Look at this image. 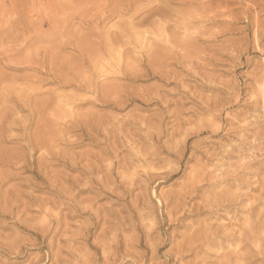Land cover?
I'll return each instance as SVG.
<instances>
[{
    "label": "rangeland",
    "instance_id": "rangeland-1",
    "mask_svg": "<svg viewBox=\"0 0 264 264\" xmlns=\"http://www.w3.org/2000/svg\"><path fill=\"white\" fill-rule=\"evenodd\" d=\"M0 99V264L264 263V0H0Z\"/></svg>",
    "mask_w": 264,
    "mask_h": 264
},
{
    "label": "bare ground",
    "instance_id": "bare-ground-1",
    "mask_svg": "<svg viewBox=\"0 0 264 264\" xmlns=\"http://www.w3.org/2000/svg\"><path fill=\"white\" fill-rule=\"evenodd\" d=\"M102 7H103V6H102ZM97 8H98V7H97ZM79 9H80V8H79ZM79 9H78V10H79ZM99 11H100V10H99ZM84 14H85V13H84ZM93 22H94V21H93ZM188 23H189V22H188ZM192 38H193V37H192ZM178 39H179V38H178ZM179 41H180V40H179ZM170 42H171V41H170ZM183 51H184V50H183ZM98 54H99V53H98ZM83 55H84V53H83ZM96 55H97V54H96ZM108 57H109V56H108ZM192 59H193V58H192ZM87 60H88V59H87ZM89 61H90V60H89ZM91 61H92V60H91ZM27 62H28V61H27ZM117 65H118V64H117ZM92 67H93V66H92ZM64 68H65V67H64ZM121 68H122V67H121ZM158 68H159V67H158ZM105 69H106V68H105ZM109 69H110V68H109ZM91 70H92V69H91ZM76 71H77V70H76ZM92 71H93V70H92ZM121 71H122V70H121ZM65 72H67V71H65ZM130 73H132V72H130ZM130 73H129V74H130ZM134 73H136V72H134ZM69 74H70V73H69ZM124 74H125V73H124ZM127 74H128V73H127ZM127 74H126V75H127ZM79 75H80V73H79ZM89 75H90V74H89ZM93 75H94V74H93ZM130 75H131V74H130ZM75 76H76V75H75ZM66 77H67V76H66ZM78 77H80V76H78ZM88 77H89V76H88ZM72 78H73V77H72ZM79 79H80V78H79ZM84 79H85V78H84ZM84 79H83V80H84ZM76 80H77V79H75V81H76ZM94 80H95V78H94ZM79 81H80V80H79ZM88 81H89V80H88ZM96 81H97V80H96ZM65 82H66V81H65ZM86 82H87V80H86ZM103 82H104V81H103ZM67 83H69V82H67ZM76 83H77V82H76ZM64 84H65V83H64ZM83 84H84V83H83ZM86 84H87V83H86ZM98 84H99V82H98ZM74 85H75V84H74ZM78 85H79V84H78ZM106 85H107V84H106ZM70 86H72V85H70ZM87 86H88V85H87ZM87 86H86V87H87ZM90 87H91V86H90ZM95 87H96V86H95ZM6 88H7V87H6ZM30 89H31V88H30ZM81 89H82V88H81ZM26 90H27V89H26ZM91 90H92V89H91ZM24 91H25V90H24ZM88 91H89V90H88ZM7 92H8V91H7ZM28 94H29V93H28ZM92 94H93V93H92ZM98 94H99V93H98ZM18 95H19V94H18ZM25 95H26V93H25ZM25 95H24V96H25ZM4 96H5V95H4ZM26 96H27V95H26ZM29 96H30V95H29ZM91 96H92V95H91ZM110 96H111V95H110ZM6 97H7V96H6ZM78 97H79V96H78ZM104 97H105V96H104ZM4 98H5V97H4ZM14 98H15V97H14ZM26 98H27V97H26ZM60 98H61V97H60ZM66 98H67V97H66ZM90 98H91V97H90ZM93 98H94V97H93ZM105 98H106V97H105ZM1 99H2V98H1ZM1 99H0V101H1ZM7 99H8V98H7ZM96 99H97V98H96ZM100 99H101V98H100ZM110 99H112V98H110ZM113 99H114V98H113ZM2 100H3V99H2ZM22 100H23V99H22ZM69 100H71L70 97H69ZM77 100H78V99H77ZM4 101H6V99H5ZM2 102H3V101H2ZM65 102H68V101H65ZM70 102H71V101H70ZM73 102H74V101H73ZM3 103H4V102H3ZM40 103H41V102H40ZM8 104H9V103H8ZM19 104H20V102H19ZM45 104H46V103H45ZM67 104H68V103H67ZM1 105H2V104H1ZM43 105H44V104H43ZM69 105H70V104H69ZM73 105H74V104H73ZM78 105H79V104H78ZM47 106H48V105H47ZM59 106H60V105H59ZM59 106H58V107H59ZM63 106H64V105H63ZM81 106H82V105H81ZM109 106H110V105H109ZM116 106H117V105H116ZM5 107H6V106H5ZM68 107H71V106H68ZM26 108H27V107H26ZM77 108H78V107H77ZM84 108H85V107H84ZM78 109H79V108H78ZM1 110H2V109H1ZM7 110H8V109H7ZM28 110H29V109H28ZM41 110H42V109H41ZM58 110H59V108H58ZM76 110H77V109H76ZM19 111H20V110H19ZM48 111H49V110H48ZM68 111H69V110H68ZM13 112H14V111H13ZM27 112H28V111H27ZM33 112H34V111H33ZM65 112L67 113V111H65ZM70 112H71V111H70ZM76 112H77V111H76ZM8 113H9V111H8ZM8 113H7V115H8ZM72 113H73V112H72ZM16 114H17V113H16ZM28 114H29V113H28ZM50 114H51V113H50ZM70 114H71V113H70ZM70 114H69V115H70ZM86 114H87V113H86ZM89 114H90V113H88V115H89ZM2 115H3V114H2ZM84 115H85V114H84ZM3 116H4V115H3ZM13 116H14V115H13ZM16 116H17V115H16ZM67 116H68V113H67ZM67 116H66V117H67ZM8 117H10V116H8ZM11 117H12V116H11ZM59 117H60V116H59ZM77 117H78V116H77ZM82 117H83V116H82ZM19 118H21V117H19ZM68 118H69V117H68ZM74 118H75V117H74ZM83 118H84V117H83ZM95 118H96V117H95ZM95 118H94V119H95ZM14 119H15V118H14ZM16 119H18V118H16ZM9 120H11V119H9ZM25 120H26V119H25ZM29 120H30V119H29ZM6 121H7V119H6ZM71 121H72V119H71ZM71 121H70V122H71ZM74 121H75V120H74ZM77 121H78V120H77ZM79 121H80V120H79ZM81 122H82V121H81ZM10 123H11V122H10ZM29 123H30V122H29ZM64 123H65V122H64ZM68 123H69V122H68ZM6 124H7V123H6ZM8 124H9V123H8ZM19 124H21V123H19ZM56 124H57V123H56ZM76 124H77V123H76ZM94 124H95V123H94ZM140 124H141V123H140ZM4 125H5V124H4ZM135 125H136V124H135ZM2 126H3V125H2ZM28 126H29V125H28ZM0 127H1V126H0ZM5 127H6V125H5ZM104 127H105V126H104ZM140 127H141V126H140ZM43 128H44V127H43ZM114 128H115V127H114ZM7 129H8V127H7ZM103 129H104V128H103ZM136 129H137V128H136ZM43 130H44V129H43ZM65 130H66V129H65ZM69 130H70V129H69ZM79 130H80V129H79ZM117 130H118V129H117ZM1 131H2V129H1ZM63 131H64V130H63ZM44 132H45V131H44ZM71 132H73V131H71ZM76 132H77V131H76ZM100 134H101V133H100ZM3 135H4V134H3ZM31 135H32V134H31ZM44 136H45V135H44ZM62 136H64V134H63ZM65 136H67V135L65 134ZM65 136H64V137H65ZM69 136H70V135L68 134V137H69ZM74 136H75V135H74ZM81 136H82V135H81ZM81 136H80V137H81ZM90 136H91V135H90ZM104 136H105V135H104ZM153 136H154V135H153ZM38 137H39V136H38ZM98 137H99V136H98ZM100 137H101V136H100ZM35 138H36V136H35ZM41 138H42V137H41ZM50 138H52V137H50ZM53 138H54V137H53ZM66 138H67V137H66ZM75 138H76V137H75ZM93 138H94V137H93ZM104 139H105V138H104ZM59 140H60V139H59ZM76 140H77V139H76ZM84 140H86V139H84ZM127 140H128V139H127ZM127 140H126V141H127ZM148 140H149V139H148ZM27 141H28V140H27ZM54 141H55V140H54ZM54 141H53V142H54ZM63 141H64V140H63ZM63 141H62V142H63ZM66 141H67V140H66ZM68 141H70V139H69ZM71 141H72V140H71ZM71 141H70V142H71ZM59 142H61V141H59ZM82 142H83V141H82ZM28 143H29V142H28ZM77 143H78V142H77ZM79 143H80V142H79ZM124 143H125V142H124ZM47 144H48V143H47ZM129 144H130V143H129ZM129 144H128V147H129ZM36 145H37V144H36ZM40 145H41V144H40ZM40 145H39V146H40ZM76 145H77V144H76ZM131 145H132V144H131ZM156 145H158V143H157ZM23 146H24V145H23ZM28 146H29V145H28ZM42 146H43V145H42ZM26 147H27V146H26ZM46 147H47V146H46ZM1 148H2V147H1ZM22 149H23V148H22ZM40 149H41V148H40ZM53 149H54V148H53ZM137 150H138V149H137ZM44 151H45V150H44ZM44 151H43V152H44ZM49 151H50V150H49ZM163 151H164V150H163ZM46 152H47V151H46ZM50 152H51V151H50ZM132 152H133V151H132ZM44 153H45V152H44ZM164 153H165V152H164ZM20 154H21V153H20ZM55 154H56V153H55ZM45 155H46V154H45ZM47 155H48V154H47ZM59 155H60V154H59ZM155 155H156V154H153L152 156H155ZM48 156H49V155H48ZM1 157H2V156H1ZM50 157H51V156H50ZM53 158H54V156H53ZM22 159H23V158H22ZM48 161H49V160H48ZM60 161H61V160H60ZM60 161H59V163H60ZM1 163H2V162H1ZM43 163H44V162H43ZM144 167H145V166H144ZM1 168H2V167H1ZM151 169H152V168H151ZM197 169H198V168H197ZM78 170H79V169H78ZM156 170H157V169H156ZM202 171H203V170H202ZM161 174H162V173H161ZM166 175H169V174H166ZM173 175H174V174H173ZM176 175H177V174H176ZM176 175H175V176H176ZM154 176H157V173H153V171H152V172H148V173H146V177H147V178H150V179H151V178L154 177ZM165 177H166V176H165ZM6 178H7V177H6ZM54 178H55V176H54ZM142 178H143V177H142ZM48 180H49V179H48ZM104 180H105V179H104ZM156 180H157V179H156ZM46 181H47V180H46ZM83 181H84V180H83ZM192 183H194V181H193ZM188 184H189V183H188ZM188 184H187V185H188ZM195 184H196V183H195ZM5 185H6V184H5ZM150 185H151V184H150ZM3 186H4V185H3ZM11 187H12V186H11ZM147 187H148V186H147ZM185 187L187 188V186H185ZM138 188H139V187H138ZM0 189H2V188H0ZM10 189H11V188H10ZM184 189H185V188H184ZM85 190H86V189H85ZM11 191H12V190H11ZM185 191H186V190H185ZM193 191H195V190H193ZM196 191H197V190H196ZM133 192H134V191H133ZM188 192H189V191H188ZM188 192H187V193H188ZM4 193H5V192H4ZM191 193H192V192H191ZM80 194H81V193H80ZM185 194H186V193H185ZM95 195H96V194H95ZM139 197H140V196H139ZM93 198H94V197H93ZM181 198H182V197H181ZM181 198H180V199H181ZM127 199H128V197H127ZM183 199H185V198H183ZM189 199H190V198H189ZM225 199H226V198H225ZM168 200H169V199H168ZM185 200H186V199H185ZM13 201H14V200H13ZM80 201H81V200H80ZM116 201H117V200H116ZM136 201H137V200H136ZM158 201H159V200H158ZM161 201H162V200H161ZM161 201H159V203H160L161 206H162V205H164L165 203H164V202L162 203ZM84 202H85V201H84ZM97 202H99V201H97ZM139 202H140V201H139ZM132 203H133V202H132ZM82 204H83V203H82ZM160 204H159V205H160ZM127 205H128V204H127ZM157 205H158V204H157ZM183 205H184V204H183ZM58 206H59V205H58ZM94 206H95V204H94ZM136 206H137V205H136ZM10 208H11V207H10ZM44 208H45V207H44ZM76 208H77V207H76ZM161 208H162V207H161ZM180 208H181V207H180ZM180 208H179V209H180ZM47 209H48V208H47ZM80 209H81V208H80ZM78 210H79V209H78ZM169 210H170V209H169ZM43 211H44V210H43ZM101 211H102V210H101ZM79 212H80V211H79ZM116 212H117V211H116ZM46 214H47V212H46ZM51 214H52V212H51ZM53 214H55V213H53ZM74 214H75V213H74ZM81 214H82V213H81ZM120 214H121V213H120ZM131 214H132V213H131ZM165 214H166V213H165ZM168 214H171V213H168ZM89 215H90V214H88V216H89ZM51 216H52V215H51ZM57 216H58V215H57ZM136 216H138V215H136ZM136 216H135V217H136ZM45 217H46V216H45ZM47 217H48V216H47ZM47 217H46V218H47ZM89 217H90V216H89ZM101 217H102V216H101ZM101 217H100V218H101ZM138 217H139V216H138ZM165 217H166V216H165ZM93 218H94V217H93ZM139 218H140V217H139ZM55 219H56V218H55ZM110 219H111V218H110ZM115 220H116V218H115ZM142 220H143V219H142ZM172 220H173V219H172ZM53 221H54V220H53ZM100 221H102V220H100ZM26 222H27V221H26ZM103 222H104V221H103ZM103 222H102V223H103ZM40 223H41V222H40ZM43 223H44V222H43ZM100 223H101V222H100ZM110 223H112V222H110ZM37 224H39V223H37ZM103 224H104V223H103ZM34 225H35V224H34ZM86 225H87V224H86ZM99 225H101V224H99ZM102 226H103V225H102ZM117 226H118V225H117ZM30 227H31V226H30ZM30 227H29V228H30ZM38 227H39V226H38ZM38 227H37V228H38ZM48 227H49V226H48ZM52 227H53V226H52ZM107 227H108V226H107ZM149 227H150V226H149ZM87 228H88V227H87ZM99 228H100V227H99ZM108 228H109V227H108ZM144 228H145V227H144ZM50 229H51V228H50ZM103 229H104V228H103ZM51 230H52V229H51ZM97 230H98V228H97ZM105 230H106V228H105ZM118 230H119V229H118ZM31 231H32V230H31ZM49 231H50V230H49ZM80 231H81V230H80ZM84 231H85V230H84ZM107 231H108V230H107ZM110 231H112V228L109 229V232H110ZM121 231H122V230H121ZM54 232H55V231H54ZM100 232L102 233V231H100ZM115 232H116V231H115ZM123 232H124V231H123ZM105 233H106V232L103 231V233H102L101 236H104ZM120 233H121V232H120ZM48 234H49V233H48ZM110 234H111V233H110ZM116 234H117V232H116ZM118 234H119V233H118ZM128 234H129V232H128ZM143 234H144V233H143ZM50 235H51V232H50ZM85 235H86V234H85ZM90 235H91V234H90ZM101 236H100V237H101ZM121 236H122V235H121ZM125 236H126V235H125ZM141 236H142V234H141ZM209 236H210V235H209ZM109 237H110V236H109ZM118 237H119V236H118ZM102 238H103V237H102ZM116 238H117V237H116ZM200 238H201V237H200ZM87 240H88V239H87ZM95 240H96V239H95ZM107 240H108V239H107ZM114 240H115V239H114ZM121 240H122V239H121ZM127 240H128V239H127ZM207 240H208V239H207ZM244 240H245V239H244ZM93 241H94V240H93ZM100 242H101V241H100ZM117 243H119V242H117ZM135 243H136V242H135ZM140 243H141V242H140ZM100 244H101V243H100ZM100 244H99V245H100ZM128 244H129V243H128ZM202 244H203V243H202ZM91 245H92V244H91ZM94 245H95V241H94ZM107 245H108V244H107ZM124 245H125V244H124ZM140 245H141V244H140ZM95 246H96V245H95ZM122 246H123V245H122ZM3 247H4V246H3ZM10 247H11V246H10ZM15 247H16V246H15ZM109 247H111V246H109ZM112 247H113V246H112ZM197 247H198V246H197ZM197 247H196V248H197ZM99 248H100V247H99ZM106 248H107V247H106ZM114 248H117V246H114ZM114 248H113V249H114ZM136 248H137V247H136ZM259 248H260V247H259ZM100 249H101V248H100ZM103 250L105 251V249H103ZM111 250H112V249H111ZM13 251H14V249H13ZM104 251H102V252H104ZM108 251H109V250H108ZM124 251H125V250H124ZM118 252H119V251H118ZM107 253H108V252H107ZM113 253H114V252H113ZM116 253H117V252H116ZM98 255H99V254H98ZM111 255H112V254H111ZM117 255H118V254H117ZM129 255H130V254H129ZM95 256H96V255H95ZM104 256H105V255H104ZM115 256H116V255H115ZM122 256H123V255H122ZM141 256H142V255H141ZM139 257H140V256H139ZM97 258H98V257H97ZM117 258H118V257H117ZM120 258H121V257H120ZM92 259H93V258H92ZM111 259H113V258H110L108 255L105 256L104 258H102L104 264H108V263L110 262ZM95 260H96V259H95ZM123 260H124V259H123ZM131 260H133V259H131ZM134 260H135V259H134ZM141 260H142V259H141ZM115 262H116V261H115ZM132 262H133V261H132ZM132 262H131V263H132ZM135 262H136V261H135ZM127 263H128V261H127ZM127 263H126V264H127ZM230 263H231V262H230ZM110 264H111V263H110ZM122 264H123V263H122ZM134 264H135V263H134ZM137 264H138V263H137ZM261 264H262V263H261ZM263 264H264V263H263Z\"/></svg>",
    "mask_w": 264,
    "mask_h": 264
}]
</instances>
